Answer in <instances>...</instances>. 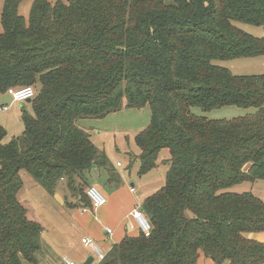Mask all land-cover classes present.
<instances>
[{
    "label": "trees",
    "instance_id": "trees-1",
    "mask_svg": "<svg viewBox=\"0 0 264 264\" xmlns=\"http://www.w3.org/2000/svg\"><path fill=\"white\" fill-rule=\"evenodd\" d=\"M23 1L3 0L0 12V98L35 90L20 135L2 144L0 124V264H63L19 199L21 173L49 195L65 181L92 209L91 172L104 168L113 188L121 179L79 121L145 106L138 174L168 152L164 185L139 206L151 233L124 236L97 264H196L201 254L264 264V243L249 237L264 233V201L232 191L264 180V73L214 63L264 57V37L235 25L264 27V0H33L27 20ZM226 107L253 112L192 113Z\"/></svg>",
    "mask_w": 264,
    "mask_h": 264
},
{
    "label": "rangeland",
    "instance_id": "rangeland-1",
    "mask_svg": "<svg viewBox=\"0 0 264 264\" xmlns=\"http://www.w3.org/2000/svg\"><path fill=\"white\" fill-rule=\"evenodd\" d=\"M33 0H25L19 7V14L24 17L25 20L28 19L29 8ZM54 2L56 0H49ZM3 0H0V12L2 8ZM235 25L243 30L244 32L254 36V37H264V27H255L251 25H246L242 23H235ZM2 31L0 26V32ZM249 62H255L258 66H261L264 62V57L254 58V59H235L231 61H216L217 65L228 68L234 75L244 76V75H255L263 74L264 67L252 69L248 68ZM1 101H7L10 105L9 108L4 111L0 108V124L6 131V137L3 139L2 144H7L12 137L18 136L23 131V125L20 121L21 110H27L31 112L30 107L22 103H14L10 101L7 96H2ZM253 112L252 109L246 110L236 107H226L221 109L212 110L208 113H203L198 108L192 109V113L198 116H205L208 119H232L235 117H240L248 113ZM150 122V110L148 106L140 109H122L117 113L108 115L103 119L96 120H82L79 121V125L91 134V140L97 148L105 153L107 158V167L113 169L122 179L121 185L122 191L119 194L120 197V208L126 207L128 203H136L139 207L141 200L144 197L154 193L157 189L164 185L165 175L168 170V165L165 164V160L168 158V152L163 150L158 158L157 166L146 174L139 175V160L138 156L140 154V149L135 144L134 137L143 129H145ZM119 164V165H117ZM106 170L104 168H99L91 172L88 177V184L84 186V192L91 185H97V188L101 190L106 189ZM21 177L24 182V188L28 186L29 182H33L29 175L26 173H21ZM63 185L65 192V199L68 202L74 201L77 206H81L80 202L71 197L68 192L65 181H61L59 185ZM130 184L134 186V193H130ZM58 185V186H59ZM106 191V190H105ZM235 193H246L250 192L262 201H264V180H256L253 183L245 182L232 188ZM102 192V191H101ZM87 202V209H90L89 203ZM136 205V206H137ZM78 211L75 210L71 214H76ZM90 214L91 212L87 210ZM86 213V214H88ZM93 217V216H92ZM76 223L79 226L74 229L68 228L63 233L59 235L62 241L65 242L66 249L70 255L76 254L78 248L81 247L80 237L84 235V232H88V228L83 229V221L76 218ZM88 226H92V230L95 227L89 223ZM52 233L53 231L50 230ZM261 236L264 233H258L257 236ZM65 239V240H64ZM60 240H58L59 242ZM83 247V246H82ZM84 248V247H83ZM107 246L101 247L104 253H107ZM86 250V248H84ZM82 259H84L82 257ZM81 261V260H80ZM85 260L78 262L77 264H84Z\"/></svg>",
    "mask_w": 264,
    "mask_h": 264
},
{
    "label": "crops",
    "instance_id": "crops-1",
    "mask_svg": "<svg viewBox=\"0 0 264 264\" xmlns=\"http://www.w3.org/2000/svg\"><path fill=\"white\" fill-rule=\"evenodd\" d=\"M261 66L264 67V62ZM261 66H258L255 62L248 63V68L252 69H258ZM2 104L8 105L9 103L7 101H1L0 106ZM107 180L108 177L106 175V181L104 182L105 185H103L107 187L106 189L101 190L98 188L100 191H102L101 193L105 198V204L96 210L91 208L87 209L86 207L80 208L74 203V201H67L66 203V190L62 184L57 187L53 195H49L35 182H29L26 188H24L23 182V188L20 191L19 199L27 207L30 216L42 225L44 228L42 234L44 242L50 247L54 255L58 257L63 264H65V260L72 261L75 264L85 260V263L89 257L93 258L91 264L98 263V260L94 257L91 251L88 249L85 250L82 247L83 245H81V247L77 249L78 252L73 255H70L64 250L66 249V244L64 241H62V238L59 237V235L68 228L74 229L75 227H78L79 224L78 222L76 223V218L83 221V229L86 230V228H88V232H84V235L80 237V243L82 239L87 238L92 240L100 249L103 246H107V251H109L114 244L121 241L124 236L135 235L138 233L139 230L133 219L130 217L131 211L138 207V205L135 202H129L126 207L121 209L118 197H120L119 194L122 191V187L113 188L109 185ZM94 186L98 187L95 184ZM131 188L134 189L133 184H130V189ZM75 210L78 212L74 215H70V213ZM87 210H89L91 213L89 214ZM89 223H91L95 229L92 230V226H88ZM106 229L111 230V235L106 234ZM50 230L53 232L51 233ZM257 235L253 234L249 237L255 241L264 243V234H261V236L260 234L259 236ZM58 240L60 241L58 242ZM82 257L84 259H82ZM196 264L214 263L201 254Z\"/></svg>",
    "mask_w": 264,
    "mask_h": 264
},
{
    "label": "built area",
    "instance_id": "built-area-1",
    "mask_svg": "<svg viewBox=\"0 0 264 264\" xmlns=\"http://www.w3.org/2000/svg\"><path fill=\"white\" fill-rule=\"evenodd\" d=\"M8 96L12 102L14 103H25L27 100H31L34 95H35V90L32 87H22L19 89H9L7 93L5 94ZM1 110L6 111L9 106L2 104L0 106ZM119 165V164H117ZM130 192H134V189L131 188ZM86 196L88 197L92 209L96 210L100 207H102L105 204V198L101 191L95 187V186H89L88 189L86 190ZM130 217L133 219L135 222L139 232L143 234L145 237H149L151 233V226L148 223L147 219L145 216L142 214L140 211L139 207L134 208L131 213ZM106 234L111 235V230L106 229ZM81 244L83 245L84 248L88 249L91 251V253L94 255V257L99 261H101L105 253L90 239L84 238L81 240ZM66 264H75L72 261L65 260Z\"/></svg>",
    "mask_w": 264,
    "mask_h": 264
},
{
    "label": "water",
    "instance_id": "water-1",
    "mask_svg": "<svg viewBox=\"0 0 264 264\" xmlns=\"http://www.w3.org/2000/svg\"><path fill=\"white\" fill-rule=\"evenodd\" d=\"M31 100H27L26 103H30ZM93 261L92 257H89L88 260L84 263V264H91V262Z\"/></svg>",
    "mask_w": 264,
    "mask_h": 264
}]
</instances>
